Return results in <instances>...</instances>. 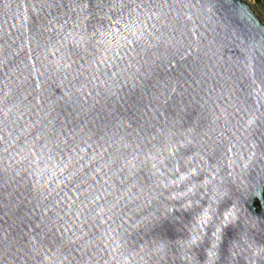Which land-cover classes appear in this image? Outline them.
Segmentation results:
<instances>
[{
  "label": "water",
  "instance_id": "water-1",
  "mask_svg": "<svg viewBox=\"0 0 264 264\" xmlns=\"http://www.w3.org/2000/svg\"><path fill=\"white\" fill-rule=\"evenodd\" d=\"M0 264H264L248 5L0 0Z\"/></svg>",
  "mask_w": 264,
  "mask_h": 264
},
{
  "label": "rangeland",
  "instance_id": "rangeland-1",
  "mask_svg": "<svg viewBox=\"0 0 264 264\" xmlns=\"http://www.w3.org/2000/svg\"><path fill=\"white\" fill-rule=\"evenodd\" d=\"M251 9L254 15L264 25V4H257L255 0H240Z\"/></svg>",
  "mask_w": 264,
  "mask_h": 264
},
{
  "label": "trees",
  "instance_id": "trees-1",
  "mask_svg": "<svg viewBox=\"0 0 264 264\" xmlns=\"http://www.w3.org/2000/svg\"><path fill=\"white\" fill-rule=\"evenodd\" d=\"M257 4H264V0H255Z\"/></svg>",
  "mask_w": 264,
  "mask_h": 264
}]
</instances>
